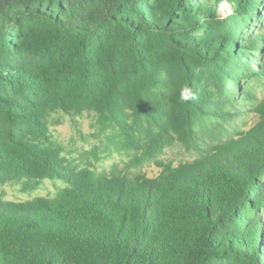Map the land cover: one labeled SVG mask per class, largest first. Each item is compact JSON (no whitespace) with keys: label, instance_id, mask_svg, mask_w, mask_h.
<instances>
[{"label":"trees","instance_id":"16d2710c","mask_svg":"<svg viewBox=\"0 0 264 264\" xmlns=\"http://www.w3.org/2000/svg\"><path fill=\"white\" fill-rule=\"evenodd\" d=\"M197 1L0 0V184L29 195L0 193V264H264V133L237 142L219 123L240 129L236 97L264 85L247 57L264 27L243 33L256 0H227L229 16ZM84 114L132 166L176 140L198 157L155 180L98 167V148L79 159L51 134ZM47 181L64 186L32 196Z\"/></svg>","mask_w":264,"mask_h":264},{"label":"rangeland","instance_id":"374dc122","mask_svg":"<svg viewBox=\"0 0 264 264\" xmlns=\"http://www.w3.org/2000/svg\"><path fill=\"white\" fill-rule=\"evenodd\" d=\"M188 1H190V3L194 6L198 4L197 0ZM200 1L201 0H199V2ZM261 1L264 2V0H256L254 3V7L256 9L254 16H247L246 29L243 30L244 35L258 36L259 31H261L260 29L264 27V5L260 7V10L258 8ZM187 7L189 8V5H187ZM217 10L220 11L221 15L229 16L232 15L231 13L233 8L231 3L225 0L222 1ZM217 29V25L210 23L203 29L196 31L199 35H202L201 38L196 37V34H190V42H194L195 40L202 41V38L204 37L211 39V35L215 31H218ZM208 49L211 51L213 48L209 46ZM247 57L254 61L252 62L254 69L256 70V75H254V77L261 79L264 83V64H260V62H264V43H262L259 48L253 50L252 54ZM230 58L234 61L233 57ZM255 64H259L260 69L256 68ZM215 70L216 68L213 64L206 67L202 66L195 68L193 70L194 79L196 80L199 75L210 79V77H213ZM229 71L230 70L227 72L229 73ZM247 78H249V76L241 77L240 80L237 81V83H239V93L245 89V86L247 85ZM247 86L250 85L248 84ZM228 99L229 101H232L230 97H228ZM236 104L241 106H239V109L236 111L237 118L233 122L234 124L240 123L241 128L236 132H233L234 127L232 125L230 126V124L224 123L221 118L217 119L219 121L221 120V122H217L221 124V132L226 135L223 138L227 139L229 136L234 135L236 141L238 142L241 138L245 137H260L261 134L264 133V85H256L255 90L249 92L247 97H236ZM96 131L93 114H84L82 117L77 118L74 121L70 117L66 116L61 125L51 128V134L54 139L61 142L67 147V149L75 151L77 153L75 154L79 159L83 156L85 160H89V158L92 157L89 152L98 148L96 149L98 152V167H103L109 171L114 168L123 172L130 171L131 175H140L147 180L158 179L167 166L177 167L180 164L192 163L198 157L197 151L194 150L193 146L176 140L173 145L166 147L158 158L147 161L141 166H132L133 158L130 154L124 153L118 149L107 151L104 147L102 148L101 140L97 139ZM197 131H199V136L202 138L203 143H205L208 147L217 143L216 137L210 132V128L208 126H206L205 129L198 128ZM91 159L92 161H95L93 158ZM41 186L42 187L38 191L32 193V196L54 195L57 187L64 186V184L62 182L53 183L47 181ZM0 193L4 194L5 198L8 199H25L29 196L25 195V193H20L19 187L12 185L0 184Z\"/></svg>","mask_w":264,"mask_h":264},{"label":"clouds","instance_id":"9594fccd","mask_svg":"<svg viewBox=\"0 0 264 264\" xmlns=\"http://www.w3.org/2000/svg\"><path fill=\"white\" fill-rule=\"evenodd\" d=\"M180 99L182 101H185V102H187L189 100H194L195 94L192 93L190 89L185 88V89H182V91H181Z\"/></svg>","mask_w":264,"mask_h":264}]
</instances>
